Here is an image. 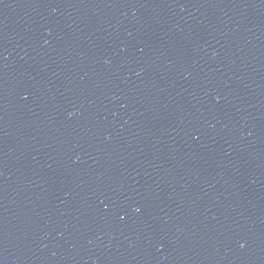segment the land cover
<instances>
[{
	"label": "water",
	"instance_id": "obj_1",
	"mask_svg": "<svg viewBox=\"0 0 264 264\" xmlns=\"http://www.w3.org/2000/svg\"><path fill=\"white\" fill-rule=\"evenodd\" d=\"M0 264H264V0H0Z\"/></svg>",
	"mask_w": 264,
	"mask_h": 264
},
{
	"label": "clouds",
	"instance_id": "obj_2",
	"mask_svg": "<svg viewBox=\"0 0 264 264\" xmlns=\"http://www.w3.org/2000/svg\"><path fill=\"white\" fill-rule=\"evenodd\" d=\"M136 211H139V209H136Z\"/></svg>",
	"mask_w": 264,
	"mask_h": 264
}]
</instances>
